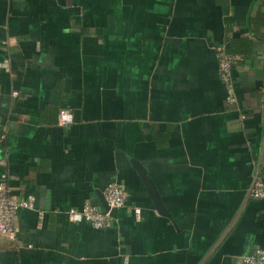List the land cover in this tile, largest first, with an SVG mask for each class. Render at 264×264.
Segmentation results:
<instances>
[{"label":"crops","instance_id":"crops-1","mask_svg":"<svg viewBox=\"0 0 264 264\" xmlns=\"http://www.w3.org/2000/svg\"><path fill=\"white\" fill-rule=\"evenodd\" d=\"M239 38L230 105L216 48ZM0 124V178L36 199L0 264H242L264 247V0H0ZM111 182L107 228L69 220Z\"/></svg>","mask_w":264,"mask_h":264},{"label":"built area","instance_id":"built-area-1","mask_svg":"<svg viewBox=\"0 0 264 264\" xmlns=\"http://www.w3.org/2000/svg\"><path fill=\"white\" fill-rule=\"evenodd\" d=\"M10 1V0H6ZM216 58L218 61V72L220 81L226 90V101L230 105L237 102L233 69L240 62L239 55L230 54L225 46L216 48ZM6 66V64H4ZM74 121V116L69 109H60L58 114V124L68 126ZM104 198L110 209L124 207L127 194L122 185L117 182L109 183L103 190ZM248 195L253 199L264 200V179L256 172L251 181ZM35 197L27 196L16 198L8 183L6 175L0 178V234L11 241H17V230L15 218L20 209H33ZM67 216L72 222H89L95 229L107 228L112 220L110 210H104L100 205L87 203L81 209L71 208ZM242 264H264V247L255 248L250 254L242 258Z\"/></svg>","mask_w":264,"mask_h":264},{"label":"water","instance_id":"water-1","mask_svg":"<svg viewBox=\"0 0 264 264\" xmlns=\"http://www.w3.org/2000/svg\"><path fill=\"white\" fill-rule=\"evenodd\" d=\"M4 133V126L0 124V140L2 139ZM134 168L136 169L137 173L139 174L143 184L145 185L151 199L152 202L156 208V210L158 211V213L160 215L166 216L168 218H171L170 213L167 211L165 204L154 184V182L152 181V179L149 177L147 170L137 161H133L132 162ZM99 194V198H100V204L102 206V208L104 210H110V214L112 215V217H116L117 216V209L113 208L110 209L105 198L104 195L102 193H98Z\"/></svg>","mask_w":264,"mask_h":264},{"label":"trees","instance_id":"trees-1","mask_svg":"<svg viewBox=\"0 0 264 264\" xmlns=\"http://www.w3.org/2000/svg\"><path fill=\"white\" fill-rule=\"evenodd\" d=\"M255 46H256L255 41L247 38H239L232 40L228 45V47L226 48V50L230 54L239 55L241 58H243L250 56L253 53Z\"/></svg>","mask_w":264,"mask_h":264}]
</instances>
